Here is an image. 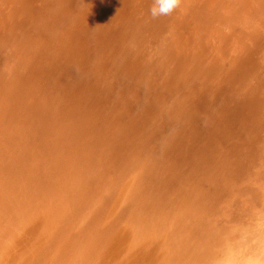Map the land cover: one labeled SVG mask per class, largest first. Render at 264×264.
<instances>
[{
    "label": "rangeland",
    "instance_id": "1",
    "mask_svg": "<svg viewBox=\"0 0 264 264\" xmlns=\"http://www.w3.org/2000/svg\"><path fill=\"white\" fill-rule=\"evenodd\" d=\"M152 4L0 0V264L264 258V0Z\"/></svg>",
    "mask_w": 264,
    "mask_h": 264
},
{
    "label": "bare ground",
    "instance_id": "2",
    "mask_svg": "<svg viewBox=\"0 0 264 264\" xmlns=\"http://www.w3.org/2000/svg\"><path fill=\"white\" fill-rule=\"evenodd\" d=\"M136 157V156H135ZM97 217L94 216V219ZM42 227L41 223H37ZM21 227L25 228V225ZM40 228V227H39ZM26 230V228H25ZM29 231V230H26ZM85 248L74 255L67 256L60 252H54L52 259L56 264H157L158 256L155 254L153 246L148 240H142L139 236H133L131 239H125L120 229L115 227L109 229L104 235L98 238H88ZM46 245V244H45ZM45 247V251L47 250ZM47 253V251H46ZM159 254V253H158ZM48 256L50 254H47ZM189 257V256H188ZM218 257V256H217ZM180 258V257H179ZM180 264H191V260L185 257ZM180 258V259H181ZM52 259L49 264H54ZM193 264V263H192Z\"/></svg>",
    "mask_w": 264,
    "mask_h": 264
},
{
    "label": "clouds",
    "instance_id": "3",
    "mask_svg": "<svg viewBox=\"0 0 264 264\" xmlns=\"http://www.w3.org/2000/svg\"><path fill=\"white\" fill-rule=\"evenodd\" d=\"M181 4L182 0H153L149 13L153 19L162 16H170L180 8ZM245 264H264V258L261 256L250 257L245 261Z\"/></svg>",
    "mask_w": 264,
    "mask_h": 264
}]
</instances>
